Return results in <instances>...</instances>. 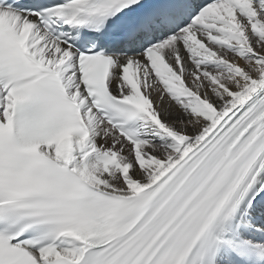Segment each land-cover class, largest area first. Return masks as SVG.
Instances as JSON below:
<instances>
[{
  "label": "snow or ice",
  "instance_id": "obj_1",
  "mask_svg": "<svg viewBox=\"0 0 264 264\" xmlns=\"http://www.w3.org/2000/svg\"><path fill=\"white\" fill-rule=\"evenodd\" d=\"M0 264H264V0H0Z\"/></svg>",
  "mask_w": 264,
  "mask_h": 264
}]
</instances>
